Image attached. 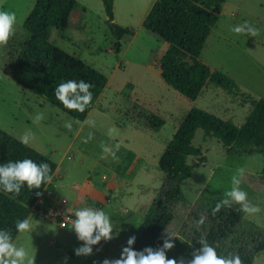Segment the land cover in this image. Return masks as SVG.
I'll list each match as a JSON object with an SVG mask.
<instances>
[{
  "label": "rangeland",
  "instance_id": "obj_1",
  "mask_svg": "<svg viewBox=\"0 0 264 264\" xmlns=\"http://www.w3.org/2000/svg\"><path fill=\"white\" fill-rule=\"evenodd\" d=\"M37 1L0 0V10L14 12L17 17L14 35L6 45H0V129L19 141L29 134L28 146L56 164L63 162L62 170L69 169L63 186H69V191L89 183L106 200L104 205L90 198L73 204L75 196L69 192L52 205L42 201L29 217L36 230L32 235H18L16 240L35 256L34 264H64L65 257L67 264H98L104 258H118L128 236L137 235L144 224L166 182L160 159L192 109L232 121L241 128L242 139L264 124V0H227L201 56L206 65L230 76L258 100L255 108L242 105V98L214 87L207 88L198 99H190L161 78L152 61L165 54L168 45L143 26L145 9L154 0H118L114 23L134 31L122 42L119 54L115 52V38L102 1L77 0L68 29L52 28L50 40L108 79L82 128V123L26 91L12 77L29 41L24 23ZM245 21L259 29L257 36L232 31ZM147 114L165 122L160 132L145 126L142 117ZM38 116L43 118L37 121ZM68 123L71 129L66 127ZM193 145L202 149L205 162L196 157L187 159L194 169L181 187L185 201L176 207V220L169 229L170 235H176L175 242L179 240L168 253L169 258H191L192 249L182 237L183 231L199 214L206 197L225 199L233 176L249 194L250 206H257L260 211L245 213L226 251H252L257 243L264 242V155L229 157L219 140L205 139L203 130L197 131ZM129 153L135 154L131 166L127 164ZM64 203L74 211L85 206L104 209L114 226L122 229L120 236L107 243L102 241L99 252H95V247L100 246H94L92 256L77 257L74 249L82 242L77 241L68 226L62 229L54 220L55 212ZM254 264H264V253Z\"/></svg>",
  "mask_w": 264,
  "mask_h": 264
},
{
  "label": "trees",
  "instance_id": "obj_2",
  "mask_svg": "<svg viewBox=\"0 0 264 264\" xmlns=\"http://www.w3.org/2000/svg\"><path fill=\"white\" fill-rule=\"evenodd\" d=\"M105 14L115 38V52L122 49V40L134 35L130 28H123L114 23L115 0H101ZM227 0H157L148 13L144 28L166 42L168 50L161 57L152 61L159 69L163 80L178 89L190 99H198L209 87L224 90L234 98H242V105H259L250 94L244 92L237 82L225 73L212 69L202 60L206 43L220 20ZM78 7L77 0H38L24 23L29 34V41L21 54L17 66L12 72L14 81L26 91L42 98L74 120L84 123L101 98L108 85V79L97 70L78 58L71 56L51 43V29L65 31L69 27L70 17ZM68 79L84 80L93 85L92 102L84 112L68 110L60 104L54 95L55 87ZM145 126L158 133L165 122L154 114L143 115ZM203 130L205 139L215 138L226 148L229 157L264 155V124L251 136L242 139V130L232 121L216 115L192 109L177 129L173 139L167 144L159 166L166 176L163 189L158 194L148 212L144 224L137 232L134 247L141 250L146 246L157 247L165 230L176 220L175 209L184 203L182 185L192 177L193 167L187 162L189 157H202V149L193 145L196 133ZM31 158L37 163H49L54 176L58 165L30 146H25L18 139L0 129V162ZM135 154L129 153L127 164L131 166ZM264 177V176H263ZM49 185V184H48ZM41 191H45L47 186ZM41 197L22 188L21 196L13 199L11 194L0 193V227L13 228L17 219L29 218L32 209ZM221 200L205 198L198 210V215L188 224L182 237L193 241L206 238L217 247L218 252L227 250L230 240L236 235L245 213L239 211V205L224 207L213 215L212 209ZM204 217V224L197 221ZM125 246V245H124ZM264 253V242L255 245L252 251L241 249L238 254L243 264H254L258 256Z\"/></svg>",
  "mask_w": 264,
  "mask_h": 264
},
{
  "label": "clouds",
  "instance_id": "obj_3",
  "mask_svg": "<svg viewBox=\"0 0 264 264\" xmlns=\"http://www.w3.org/2000/svg\"><path fill=\"white\" fill-rule=\"evenodd\" d=\"M17 17L14 12L0 10V45H6L11 36L15 33ZM232 31L239 34H247L255 37L259 29L249 24L247 21L235 26ZM93 85L84 80L68 79L58 84L54 89L56 100L68 110L84 112L92 102ZM42 116L36 118L37 121ZM71 129V123L66 125ZM30 135L24 134L20 137V143L27 146L30 142ZM87 142V141H85ZM107 151V149H105ZM242 173V169L239 170ZM54 177L49 163H37L31 158L9 160L0 162V193L11 194L12 198L21 196L22 188L26 187L30 192L35 191L37 197L43 196L44 186L50 184ZM232 187L226 193L225 199L217 202L212 209L213 215L220 212L224 207H231L233 204L239 205V211L246 214H253L260 211L257 206H250L249 194L240 187L241 181L236 176L231 178ZM67 224L69 230L74 232L77 241L82 242L74 249L75 255L92 256L102 249L101 242H109L120 236L122 229H117L112 217L102 208L91 206L80 207L75 210L74 217H69ZM204 217L198 221V225L204 224ZM35 227L30 218L17 219L14 222V231L18 235L31 234ZM162 243L157 247L146 246L137 250L134 245L137 241L136 235H129L125 246L122 247L118 258H104L98 264H243L241 256L236 250L218 252L217 247L210 244L206 238L195 239V243L200 247L196 248L193 241L188 242L192 249L191 258L181 256L169 258L168 253L172 251L176 244L175 233L169 234L166 230L161 235ZM34 257L29 250L19 243L13 235V228L0 227V264H34ZM68 258H64L67 264ZM96 264V262H94Z\"/></svg>",
  "mask_w": 264,
  "mask_h": 264
},
{
  "label": "crops",
  "instance_id": "obj_4",
  "mask_svg": "<svg viewBox=\"0 0 264 264\" xmlns=\"http://www.w3.org/2000/svg\"><path fill=\"white\" fill-rule=\"evenodd\" d=\"M156 1L157 0H154L150 5H147V7L145 9V12H147V15L151 11V9L154 6V4H155ZM142 2L143 3H146V0H142ZM147 3H148V1H147ZM117 6H118V0H115V17H116ZM146 10H148V11H146ZM147 15H146V17H147ZM126 38L127 37H125L122 40V42H124ZM118 65H120V64H118ZM86 121H87V119H86ZM86 121L84 123H82V125L80 126L81 128L86 123ZM62 164H63V162H61L60 164H57L58 165V168H57V171H56L55 175L53 176L54 179L47 186V188L43 192L44 193L43 196L40 198V200L38 201V203L36 204V206L37 205H40L42 201L45 204H47V205H52L58 199L65 197V194H67L69 192H71V194H73L75 196V201H74L75 203H73V204L79 203L84 198H90L91 200L93 199L94 201L98 200L103 205L105 204V200H106L105 199V195H102L101 193H99L94 188V186H91L89 183L84 184L83 186L76 187L77 190L74 189V190H70V191L67 189L69 186L68 187L67 186H63V180L66 177V174L69 172V169H63L62 170V167H61ZM72 191H74L75 193H72ZM45 204H44V206H45ZM36 206L32 209V213H33V210L36 208ZM69 208L73 212H75L73 210V208H71V207H69ZM178 242H179V240H177L175 242L176 246H177V243Z\"/></svg>",
  "mask_w": 264,
  "mask_h": 264
},
{
  "label": "built area",
  "instance_id": "obj_5",
  "mask_svg": "<svg viewBox=\"0 0 264 264\" xmlns=\"http://www.w3.org/2000/svg\"><path fill=\"white\" fill-rule=\"evenodd\" d=\"M69 217H74V212L68 207L67 203L61 204L54 214L55 223L62 229L66 228L67 224L70 223Z\"/></svg>",
  "mask_w": 264,
  "mask_h": 264
}]
</instances>
